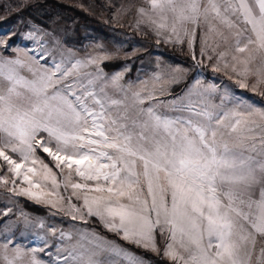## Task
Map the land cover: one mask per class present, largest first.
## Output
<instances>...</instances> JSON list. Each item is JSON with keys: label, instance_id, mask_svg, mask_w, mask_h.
I'll return each mask as SVG.
<instances>
[{"label": "snow or ice", "instance_id": "snow-or-ice-1", "mask_svg": "<svg viewBox=\"0 0 264 264\" xmlns=\"http://www.w3.org/2000/svg\"><path fill=\"white\" fill-rule=\"evenodd\" d=\"M146 2L138 25L190 49L199 41L213 72H231L242 89L264 88V0ZM17 51L0 56V186L73 220L95 219L173 264H264V106L200 79L161 101L154 90L122 85L121 73L106 76L103 50L53 58L51 67L45 55ZM90 65L95 72L82 71ZM181 78L173 70L168 80ZM43 251L6 240L0 264H49L37 256ZM56 253L51 264H145L98 231L77 230Z\"/></svg>", "mask_w": 264, "mask_h": 264}, {"label": "rangeland", "instance_id": "rangeland-1", "mask_svg": "<svg viewBox=\"0 0 264 264\" xmlns=\"http://www.w3.org/2000/svg\"><path fill=\"white\" fill-rule=\"evenodd\" d=\"M139 7L147 9L146 0H0V56L15 58L17 50H22V58H26L23 53L37 58L45 55L48 59L46 66L51 67L53 58L56 61L82 59L103 50L108 56L100 62L99 68L106 76L121 73L122 85H132L133 91L154 90L161 101H171L195 79H200L227 87L237 97L264 106V95H261L264 88L256 92L250 88L242 89L231 72H213L211 64L215 59L208 61L207 56L201 57L199 41L190 49L187 43L166 42L146 24L138 25L136 10ZM80 13L93 17V20ZM29 32H35L37 38L26 39ZM193 54L201 61L200 66L193 60ZM111 60L116 62L115 67L108 70L101 67L103 61ZM96 69V65H90L82 71L95 72ZM173 70L182 73L179 83L168 80ZM156 76L161 79L157 81ZM109 92L120 98V94L112 89ZM5 209L11 211L8 215L0 214V244L11 240L26 248H44L43 252H37V256L49 264V254L51 259H56V248L63 249L74 243L77 230L98 231L91 226L95 219H89L87 223L73 220L63 211L17 196L0 186V212ZM50 229H55L56 234L53 235ZM61 231L72 233L74 239L62 241L59 238ZM31 239H36L37 245L32 244ZM158 244L163 249L164 240L158 238ZM123 246L143 259L145 264H161ZM153 253L168 258L162 251ZM60 255H66V252ZM121 264L126 262L121 260Z\"/></svg>", "mask_w": 264, "mask_h": 264}, {"label": "trees", "instance_id": "trees-1", "mask_svg": "<svg viewBox=\"0 0 264 264\" xmlns=\"http://www.w3.org/2000/svg\"><path fill=\"white\" fill-rule=\"evenodd\" d=\"M80 15L84 16L87 19H92L93 20V17H91L89 15H86L85 13H80ZM115 65H116V62L114 60H111V61H103L101 63V67L103 69H105V70L111 69V68L115 67ZM91 226H93L94 228H96L98 231L105 233L104 230L101 228V226L96 222V220L91 223ZM105 234L108 235V236H110V237H113L119 244L127 246V248H129L132 252H136L137 254H140V255H142L144 257H147L149 259H152L155 262H158V263H161V264H173L172 261H170L168 259H165L163 256H160L158 254H154L151 251H146L144 249L137 248V247H135L133 245H128L125 242L118 240L111 233H105Z\"/></svg>", "mask_w": 264, "mask_h": 264}, {"label": "bare ground", "instance_id": "bare-ground-1", "mask_svg": "<svg viewBox=\"0 0 264 264\" xmlns=\"http://www.w3.org/2000/svg\"><path fill=\"white\" fill-rule=\"evenodd\" d=\"M30 242H31L32 244H34V245H37V243H38L36 239H31Z\"/></svg>", "mask_w": 264, "mask_h": 264}, {"label": "crops", "instance_id": "crops-1", "mask_svg": "<svg viewBox=\"0 0 264 264\" xmlns=\"http://www.w3.org/2000/svg\"><path fill=\"white\" fill-rule=\"evenodd\" d=\"M257 247H259V245L257 246ZM168 259V258H167ZM168 260H170V259H168ZM171 261V260H170Z\"/></svg>", "mask_w": 264, "mask_h": 264}]
</instances>
